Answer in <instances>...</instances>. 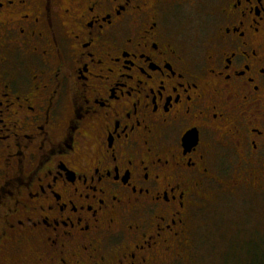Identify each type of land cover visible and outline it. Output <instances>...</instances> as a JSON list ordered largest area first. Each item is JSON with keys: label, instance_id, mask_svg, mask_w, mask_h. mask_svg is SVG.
<instances>
[{"label": "flooded vegetation", "instance_id": "af4514ba", "mask_svg": "<svg viewBox=\"0 0 264 264\" xmlns=\"http://www.w3.org/2000/svg\"><path fill=\"white\" fill-rule=\"evenodd\" d=\"M250 187L264 0H0V264L186 261Z\"/></svg>", "mask_w": 264, "mask_h": 264}, {"label": "rangeland", "instance_id": "374dc122", "mask_svg": "<svg viewBox=\"0 0 264 264\" xmlns=\"http://www.w3.org/2000/svg\"><path fill=\"white\" fill-rule=\"evenodd\" d=\"M199 28L191 34L197 35ZM188 239V259H168L167 264H264V194L250 187L207 195ZM25 262L16 258L11 264Z\"/></svg>", "mask_w": 264, "mask_h": 264}, {"label": "trees", "instance_id": "16d2710c", "mask_svg": "<svg viewBox=\"0 0 264 264\" xmlns=\"http://www.w3.org/2000/svg\"><path fill=\"white\" fill-rule=\"evenodd\" d=\"M264 261V260H263Z\"/></svg>", "mask_w": 264, "mask_h": 264}]
</instances>
